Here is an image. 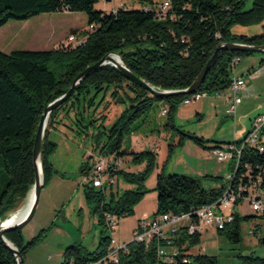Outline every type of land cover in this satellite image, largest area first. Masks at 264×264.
<instances>
[{"label":"trees","instance_id":"1","mask_svg":"<svg viewBox=\"0 0 264 264\" xmlns=\"http://www.w3.org/2000/svg\"><path fill=\"white\" fill-rule=\"evenodd\" d=\"M99 1L0 0V28L10 21L23 22L57 12L85 13L89 28L93 27V30L81 32L85 41L74 48L18 50L9 54L0 51V158L5 169L0 176V220L8 219L21 208L35 184L34 143L45 108L65 95L82 72L105 56L118 54L138 78L160 91L185 90L197 79L218 44L264 45V33L248 37L233 32L236 26L251 27L264 22V0H252L251 8L247 6L248 0H136L140 8L123 7L110 14L95 9ZM165 2L169 7L162 12L159 5ZM250 55L253 53L221 52L197 93L215 94L227 90L233 81V61ZM120 88L124 89V97L118 91ZM111 89H114L111 96L117 103H124L125 99L130 106L110 128H106L103 122L98 124L94 119V110L98 108L96 101L100 95L105 97ZM191 96H154L131 82L117 68L105 66L92 73L69 100L52 112L42 143L44 186L56 171L52 156L57 144L50 139V132L58 125L62 112L68 116L75 110L80 121L89 119L85 128L96 131L92 140L97 156H112L121 165L129 156L134 166L145 165L137 173L125 171L121 165L111 166L109 180L114 179L115 183L107 181L102 189L95 188L91 182L84 184L92 213L104 230L96 251L89 252L85 246L76 243L65 249L62 264H100L111 247L112 238L106 235L108 215L118 220L133 216L135 207L148 194L146 182L157 166V153H126L122 152V147L125 137L133 134V125L152 109L154 103H162L163 111H167L165 127L178 133L177 147H183L186 139L207 150L222 147L224 143L205 140L176 126L178 109ZM86 109L93 111L86 115ZM172 150L173 146H170L169 154ZM90 160L92 158L81 167L82 175L90 174ZM229 166L233 177L230 182L225 180L218 189H205L203 179L199 177L167 175L163 167L157 176L154 216L186 214L191 215V221L195 223V211L216 204L228 189L241 197L237 200V204H241L248 196L245 188L249 189L257 182L261 184L259 189L264 188V150L247 146ZM211 178L215 181L223 179ZM119 181L130 188L120 192ZM258 220L264 221V215L240 216L237 213L234 222L219 233L239 244L242 223ZM49 229L42 230L28 242H25L23 229L6 233V238L25 258L28 250L40 243ZM200 243L201 234L191 235L188 226H182L170 240L153 239L148 244L129 242L127 251L119 252L117 264H170L159 256L160 249L176 254L171 264H217L216 257L204 254L200 247L198 252L192 251ZM0 264H17L13 251L1 239ZM239 264H264V257L240 254Z\"/></svg>","mask_w":264,"mask_h":264},{"label":"rangeland","instance_id":"2","mask_svg":"<svg viewBox=\"0 0 264 264\" xmlns=\"http://www.w3.org/2000/svg\"><path fill=\"white\" fill-rule=\"evenodd\" d=\"M123 7L134 10L140 8L141 5L136 0H100L95 5L97 11H102L106 14H110ZM260 26H264V23ZM59 28L62 29L61 31L73 30L67 32L57 42L58 34L61 32ZM88 28V17L85 13L57 12L43 14L23 22L10 21L7 25L0 28V51L9 54L18 50L48 51L60 47L74 48L85 41V38L81 37L80 34L84 30L89 31ZM73 35L78 38L71 43L69 39ZM250 56L262 57L264 55L254 53ZM248 57H244L243 61ZM232 76H234L233 72ZM247 79L250 80L246 77L245 81ZM259 82L260 87L264 89V80ZM113 91L114 89H111L105 97L100 95L96 101L98 108L94 110V119H97L98 124L103 122L106 128H110L121 113L130 106L129 102L125 99L124 103H117L111 96ZM118 91L124 97V89L120 88ZM262 96L261 101L264 102V95L262 94ZM208 99L194 101L191 103V106L182 104V107L185 106L194 110L193 114L191 112L193 116L185 120H177V112L175 118L176 126L186 132L194 133L205 140H215L216 134L224 133L229 135L228 140L234 141L236 137L237 139H244L246 132L243 131V126H240V124L237 126L235 122L236 118L231 116L226 117L224 116L225 114H222V118H218L212 106L206 105L201 107L205 100ZM102 100L103 103H101ZM197 105L199 108H197ZM92 111L93 109L91 111L86 109L85 113L87 115ZM162 111V103H154L152 109L133 125V134L125 137L122 147V152L126 153L143 151L157 153V166L146 182L148 194L135 207L133 216L120 220L117 219L118 225L115 230L108 229L106 231L107 236L126 244L133 241L137 229L133 232L136 208L139 207L138 212L140 210L141 212L152 213L150 216L145 217L144 220L151 219L157 210V193L155 191L156 170L161 172V169L165 165V174L167 175L181 174L196 177L193 167L208 165L200 163L201 160L197 162L195 155L190 153H187L185 157L183 156L184 161L180 160L179 152H181V148L176 146L179 140L178 133L171 128L165 127L167 117L162 115ZM260 115H264V112L257 113L255 117ZM79 119L76 118L75 110L71 111L68 116L62 112L58 118V125L50 132V139L57 144L56 151L52 156V162L56 171H54L50 181L43 187L40 203L35 214L36 217L34 216V222L35 220H37L36 222H41V220L45 219L44 226L39 228L36 235L44 229H50L40 243L28 250L24 258V264H54V260L50 258L51 255H54L53 245L60 241L69 243L73 240L75 242L71 243L81 244L89 252L96 251L98 247L104 228L98 224L97 217L92 213V206L86 199L84 184L90 182L87 180L89 175H82L80 171L84 162H87L89 158H92L89 161L91 166L98 157L102 156H97L98 151H96L92 140V136H94L96 131L92 128H85L89 123V119L85 121H80ZM238 129H240V133H237ZM170 146H173L174 152L167 161ZM103 157L112 159V156ZM220 164L228 166L226 162H221ZM121 166L125 171L138 172L137 168H134L135 166L130 162L129 156L125 157V164ZM144 167L145 165H143V169ZM3 172H5V169L0 158V176ZM227 177L224 174L223 179L226 180ZM223 179L220 181L206 180V183L202 182V186L205 189H218L224 185L225 181ZM119 186L120 192H122L128 185L119 181ZM32 189L28 196L31 194ZM27 201L28 197L23 202L21 209L25 207ZM238 211L240 216L253 215L248 202L241 203L238 206ZM253 223L255 222L245 221L242 223L240 229L241 242L239 244L229 241L224 234H220L216 229L209 227L202 232L200 245L192 251L197 252L199 251V247L202 246L206 250L207 255L216 257L217 264H239L240 254H252L264 257V221L258 220L260 224L258 229L262 231V239L249 235ZM30 226L24 227L23 231L27 233ZM29 240L30 238H27L25 242Z\"/></svg>","mask_w":264,"mask_h":264},{"label":"built area","instance_id":"3","mask_svg":"<svg viewBox=\"0 0 264 264\" xmlns=\"http://www.w3.org/2000/svg\"><path fill=\"white\" fill-rule=\"evenodd\" d=\"M159 7L162 12H165L168 9L169 4L165 2L159 5ZM89 30H93V27H90ZM238 61L239 58H236L233 61V67ZM245 88L246 81L244 78L233 79L229 87V90L232 91L233 95L228 99V109L226 112L228 115L233 114L237 106L241 103L242 100L239 94L241 91L245 90ZM205 96H207L206 93H197L185 100L183 104H190L191 102L199 100ZM166 113L167 111L164 110L162 115L165 116ZM247 146L256 147L261 152L264 150V115L257 116L253 119L251 129L241 143H229L221 148L214 149L213 156L219 162L233 163L235 159L237 161V158H239L243 149ZM113 165L120 166L121 163L116 162L113 157L112 159L103 156L98 157L91 165L92 169L87 180H89L97 189H102L107 181L115 183L114 179L109 180L110 175L108 173V169ZM232 177L233 172L231 170L226 178V181L230 182ZM260 185V182H257L252 184L251 188H245L248 192V196L245 199L242 198L243 201L241 202H248L251 206L252 212L258 216L264 215V188L259 189ZM239 198L241 197L236 196L231 192V189H228L224 196L216 204L206 205L195 211L193 215V217L196 218L195 223H192L191 215H174L170 213L153 216L149 220H143L138 224L133 241L148 244L153 239L162 241L170 240L174 233L182 226H188V232L191 235L195 233L202 234V232L209 227L214 228L217 231H222L234 222L235 214L239 213L238 206L240 204H237V200ZM107 221L109 229L115 230L118 225L117 218L108 215ZM257 222L258 221H255L253 226H251L249 235L257 236L259 239H262V231L258 229L260 224ZM127 244H121L117 239L112 238L108 256L100 262V264H109V262L117 264L119 262V252L121 250L127 251ZM175 255V253L170 254L165 249L159 250V256L165 262L170 264L174 262ZM71 264H73V262Z\"/></svg>","mask_w":264,"mask_h":264},{"label":"crops","instance_id":"4","mask_svg":"<svg viewBox=\"0 0 264 264\" xmlns=\"http://www.w3.org/2000/svg\"><path fill=\"white\" fill-rule=\"evenodd\" d=\"M251 5H252V0H248V4H247L248 8H251ZM260 25L251 26V27H241V28H239L240 26H236L233 28V32L235 34L246 35L248 37L257 36V35L262 34L264 31V26H260ZM59 30L61 31L62 29L59 28ZM70 30H73V29H70ZM70 30L61 31L60 32L61 34L60 33L58 34V38L56 41L58 42L61 39V37L65 36V34L67 32H69ZM77 38L78 37H75L73 35L70 37L69 41H71V43H72ZM263 60H264V56H262V57L250 56L244 61H243V58H241V59L239 58V61L233 67V69H232V72L234 73V76H232L233 79H235V78H244L245 79L246 77L250 79V80L247 79L249 82L246 80V88H245V90L241 91L239 94L242 101L237 106V108L233 114L228 115L226 113L227 109H228V99L233 95L232 91H230L229 88L227 90L219 92V93L207 94V96H205L199 100H196L195 102L202 101L205 98L208 99V97H211L208 100H205V102L201 105V107L206 106V105L212 106L214 108L215 114L218 118H220V117L222 118L223 117L222 114H225L224 116H226V117L231 116V117L236 118L235 122L237 123V126H239V124H240V126H243L244 127L243 131L246 132V135H247V133L251 129L252 121L255 118L256 114L259 112H264V102L261 101V98L263 97L262 94L264 95V89H262L260 87V82H259V81L264 80V63L263 64L261 63ZM209 95H212V96H209ZM193 102H191V103H193ZM191 103L185 104V105L191 106L192 105ZM197 108H199L198 105H197ZM191 112L193 114L194 110L186 108L185 106H183V107L180 106L178 109V117L179 118L177 117V120H185L186 118L192 117L193 115H191ZM235 115H237V117H235ZM175 123H176V121H175ZM237 133H240V129L237 130ZM228 136L229 135H227L226 133L216 134V136H215L216 139L215 140L210 139V141L224 143L222 146H225L227 143L233 142L232 140H228ZM234 137H235V135H234ZM224 140H226V141H224ZM236 140H241V139H237V137H236V139L234 141H236ZM192 143H193L192 141L186 139L184 146L179 147V148H181V152H179L180 153L179 157L181 158L180 160H183L185 155L187 156V153H190V154L195 155L197 162H200V160H201L200 163L208 164V165L202 166V167H200V166L193 167V170L196 174V177L202 178L203 181L205 182L206 180L207 181H214L211 177L223 178L224 174H226V176H228V174L231 172L229 163H228V166L221 165L220 164L221 162H219L213 156V150L203 149L197 145L194 146L195 144L194 143L192 144ZM210 145H214V143H211ZM173 152L174 151L172 150L171 154H169V150H168L167 161L171 158ZM180 160H178V161H180ZM163 167H165V165ZM134 168H137V171L139 172V171L143 170V165L142 166H135ZM130 170H132V168H130ZM159 173L160 172L158 170H156V172H155V184L157 183V176ZM206 177H208V178L204 179ZM119 188H120V186H119ZM128 188H130V187L129 186L125 187V189H128ZM26 205H27V203H26ZM26 205L23 209L26 208ZM23 209L20 208L18 211L20 212ZM138 209H139V207L136 208V216H134L135 226H134L133 232L137 228V225L142 220H144L145 217H148L152 214V213L145 212V211L141 212L140 210L138 212ZM35 217H33V219L26 226V227H29V225H31L28 232L26 233L23 231V235H24L25 240L27 238L28 239L33 238L37 234V231L39 230V228L41 226H44L43 224L45 223L44 222L45 219L41 220V222H36L37 220H35V222H34ZM118 241L121 244H126L120 240H118ZM71 242H75V241L72 240L69 243H65L63 241H60L59 243H55V245H53L54 246V248H53L54 255L53 256L51 255L50 258H51V260H54V264H62L63 263V261H64L63 254H64L65 249L68 246H71L70 244H75V243H71ZM200 248H201V251L204 254H206V250L202 246Z\"/></svg>","mask_w":264,"mask_h":264},{"label":"water","instance_id":"5","mask_svg":"<svg viewBox=\"0 0 264 264\" xmlns=\"http://www.w3.org/2000/svg\"><path fill=\"white\" fill-rule=\"evenodd\" d=\"M247 52V53H259V54H264V45L263 46H253V45H247V44H239V43H226L222 42L217 45L214 53L212 54L211 58L209 61L206 63L204 68L202 69L201 73L197 77V79L194 81V83L189 87L188 89L185 90H170V91H160L147 83L146 81L138 78L124 63L123 59L121 56L118 54H109L105 56L100 62L96 63L93 66H90L87 68L84 72H82L73 82L71 88L69 91L49 104L40 119V123L38 126V131L35 137V143H34V151H33V164L35 168V173H36V180L35 184L33 186L32 191H34V200L30 206V195L28 196V203L26 205V208L23 209L22 211H18L17 213L11 215L9 218L17 217L19 218L16 222L13 224L2 228V225L6 220H0V239L6 244L7 247H9L15 257L17 258V264H24V257L19 253L18 249L16 246L11 243L7 238H6V233L10 231H15V230H22L29 222L33 219V217L36 214V210L38 208V205L40 203V198H41V193L43 190L44 186V174H43V162H42V143L44 140V137L46 135L47 131V125L49 118L52 114V112L57 109L58 107L62 106L67 100H69L76 92L77 87L84 81L86 80L92 73H94L96 70H98L101 67L105 66H112L114 68H117L119 71H121L131 82L134 84L140 86L141 88L149 91L151 94L154 96H177V95H195L201 85L204 83L206 80L209 72L212 70L214 65L217 62L218 56L221 52ZM114 57H117L119 59V62L114 60ZM31 191V192H32ZM28 208L27 213L25 214L24 217L20 218L19 216L23 214L24 210ZM264 243V239H263Z\"/></svg>","mask_w":264,"mask_h":264},{"label":"bare ground","instance_id":"6","mask_svg":"<svg viewBox=\"0 0 264 264\" xmlns=\"http://www.w3.org/2000/svg\"><path fill=\"white\" fill-rule=\"evenodd\" d=\"M114 60L117 62H119V59L117 58V57H114ZM30 200V206H31V204H32V202H33V200H34V191H32L31 192V194H30V198H29ZM27 203H28V201H27ZM27 211H28V208L26 209V210H24V212H23V214H21L19 217L20 218H22V217H24L25 216V214L27 213ZM16 219V220H15ZM19 218H17V217H14L13 216V218H9L6 222H4L3 223V225H2V228H5V227H7V226H9V225H11V224H13L14 222H16L17 220H18Z\"/></svg>","mask_w":264,"mask_h":264}]
</instances>
